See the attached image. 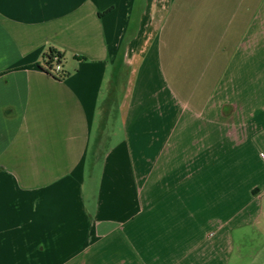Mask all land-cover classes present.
Here are the masks:
<instances>
[{"label":"crops","instance_id":"obj_1","mask_svg":"<svg viewBox=\"0 0 264 264\" xmlns=\"http://www.w3.org/2000/svg\"><path fill=\"white\" fill-rule=\"evenodd\" d=\"M262 145L264 0H0V264H264Z\"/></svg>","mask_w":264,"mask_h":264},{"label":"trees","instance_id":"obj_2","mask_svg":"<svg viewBox=\"0 0 264 264\" xmlns=\"http://www.w3.org/2000/svg\"><path fill=\"white\" fill-rule=\"evenodd\" d=\"M56 56L60 57V55L55 51V50H51L46 56H45V66L47 67V71L49 72V74H53L55 73V64H54V59L56 58ZM61 73V72H60ZM57 79L62 80L64 79L63 76L58 77L56 76Z\"/></svg>","mask_w":264,"mask_h":264},{"label":"built area","instance_id":"obj_3","mask_svg":"<svg viewBox=\"0 0 264 264\" xmlns=\"http://www.w3.org/2000/svg\"><path fill=\"white\" fill-rule=\"evenodd\" d=\"M54 64H55V73H60L62 71L61 67V62H60V57L56 56L54 59Z\"/></svg>","mask_w":264,"mask_h":264},{"label":"rangeland","instance_id":"obj_4","mask_svg":"<svg viewBox=\"0 0 264 264\" xmlns=\"http://www.w3.org/2000/svg\"><path fill=\"white\" fill-rule=\"evenodd\" d=\"M149 111H150V110H149ZM261 148H262V150H264V145H262V147H261ZM256 164L258 165V162H256ZM263 181H264V179H263V178H261V179H260V182L262 183Z\"/></svg>","mask_w":264,"mask_h":264}]
</instances>
